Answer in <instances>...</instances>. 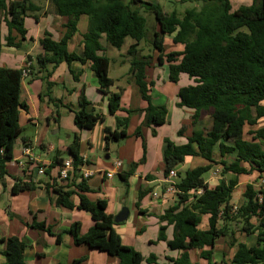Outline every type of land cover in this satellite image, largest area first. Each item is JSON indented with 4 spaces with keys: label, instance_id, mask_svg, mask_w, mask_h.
Returning <instances> with one entry per match:
<instances>
[{
    "label": "trees",
    "instance_id": "1",
    "mask_svg": "<svg viewBox=\"0 0 264 264\" xmlns=\"http://www.w3.org/2000/svg\"><path fill=\"white\" fill-rule=\"evenodd\" d=\"M56 14L67 18L63 25L60 40H55L51 32L45 31L40 39L42 53L36 57L39 73L33 74L42 79L46 88L54 83L50 81L58 66L66 62L74 79L79 80L81 71H75L71 65L75 61L90 63L96 75L102 93H109L113 79L109 75L110 58L101 54L104 50L101 38L105 35L107 42L120 49L127 37L134 40L129 46L128 54L132 57L131 72L138 85L142 98L148 103L144 109H128L125 117L116 116V128H106V147L128 137V126L132 114L144 113L142 124L134 135L143 139L146 153L147 145L142 128L152 129L157 135V127L167 122L166 106L155 105L146 81V69L152 62L150 56H140L138 46L149 33L148 20L143 13L155 17L158 30L153 32L152 45L168 62L169 78L177 82L181 73L188 74L195 84L182 87L178 93V105L194 110L193 123H196L202 110H213L212 127L207 130H194L187 137L186 143H176L166 139L164 149L165 175L185 162L187 156H198L209 163L199 165L187 171L176 170L178 180L176 187L177 201L160 216L161 225L159 241H166L172 250L181 254L174 259L175 264H198L191 260L189 250L198 249L201 257L213 258L212 250L217 241L227 238L230 247L236 248L232 258L233 264H264V189L247 184L243 191V202L236 210L231 203L233 192L238 184L236 179L224 178L228 173L236 176L257 172L264 177V126L256 127L264 118V0H253L249 5L242 4L234 8L232 0H181L194 2L196 6L187 8L183 14L177 11L165 12L158 2L149 0H49ZM40 6L33 0H0V59L3 46L19 48L28 29L25 18L28 16L39 20ZM82 15L89 16L88 30L83 34V53L69 50V43L78 32V22ZM8 27L4 36L1 24ZM17 36H13V31ZM174 35V43L185 45L183 53L164 54L166 35ZM181 60L175 63L178 56ZM32 57L28 56L26 65L28 75L33 70ZM24 68H6L0 64V178L9 175L8 164L14 160V146L22 135L20 113L28 111L29 105L21 99ZM91 105L84 91L80 93L77 110H74V123L78 129L91 130L104 119L101 113L88 111ZM121 109V95L111 93L109 111L115 114ZM250 129L245 134L244 128ZM184 133L179 130V135ZM247 135V136H246ZM27 145V144H26ZM218 149L220 160H216ZM69 154L74 165L82 164L80 137L76 136L70 146ZM231 157V160L228 158ZM145 155L137 163H132L130 173L137 164L145 162ZM63 162V161H62ZM61 162V163H62ZM213 164L222 166V181L210 187L205 174ZM129 173V174H130ZM76 175V174H75ZM74 177V176H73ZM122 179H127L120 174ZM13 194L32 191L36 183L23 182L15 177ZM78 188L88 191L84 180ZM202 190L201 194H191L192 190ZM58 194L57 204L66 208H79L90 213L94 225L81 234L80 223H74L66 232L74 238L77 245L85 244L109 255L118 257L119 264H141L143 255L132 246L122 243L114 226L115 217L107 212V201L102 199L90 201L81 193L76 205L71 197L74 191L54 187ZM204 215H209V228L201 229ZM34 221L30 225L38 230L54 235L51 226ZM173 228V237L168 238L167 229ZM246 236L256 235L254 245L240 241L236 232ZM60 243V234H57ZM0 244L5 247L0 253L5 257L2 264H26L25 253L29 243L18 236L1 237ZM155 255L147 258L154 262ZM77 259L71 264H79Z\"/></svg>",
    "mask_w": 264,
    "mask_h": 264
},
{
    "label": "crops",
    "instance_id": "2",
    "mask_svg": "<svg viewBox=\"0 0 264 264\" xmlns=\"http://www.w3.org/2000/svg\"><path fill=\"white\" fill-rule=\"evenodd\" d=\"M33 1L41 9L38 12L39 20L32 16L26 17L25 25L28 33L22 40L21 46L19 48L3 46L1 51L0 64L3 67L24 68L27 57L31 56L32 62L30 64L33 65V70L22 83L21 99L29 105L28 111L22 110L20 113L22 135L15 142L14 160L8 164L9 175L4 179L0 178V238L18 236L27 240L29 247L25 253L26 264H71L73 261L82 258L83 260L79 264H119V258L109 255L106 251L85 244L77 245L74 243V238L66 231L77 222L80 223L81 234H86L94 225V221L90 213L85 210L76 207L70 209L57 204L58 194L54 191V187H62L65 190L74 191L71 199L76 205L80 201L79 195L81 193L85 194L92 202L106 200L107 212L114 217L124 207H127L130 210L128 219L123 222L116 221L117 224L114 226L122 243L134 247L143 255L144 260L141 264H175L174 259L180 256L181 251L172 250L166 241L158 240L160 227L164 225V222L160 221V216L177 201L176 194L167 192L170 183L166 181L168 174L165 175L164 149L166 139L183 144L187 142V137L194 130H209L212 127L213 110H202L197 122L193 123L194 110L178 105L180 89L195 84V81L185 73L178 76L177 82L169 78V70H166L168 68L167 59L163 55V60H159V52L152 45V33L149 46L146 47L144 41H141L138 50L140 56L152 57V62L146 69V81L150 83L149 92L152 102L155 105L167 107V122L157 127V135H154L149 127L144 126L142 128L147 145L146 153L143 148V139L134 135L144 120V113L132 114L128 126L129 136L116 141V143L111 142L106 147V128H116V116L125 117L128 115V109H144L148 105L134 81V73L131 72L132 57L130 54L119 53L121 59L116 60L120 61L122 66H126V68L120 70L122 73L118 72L117 77L110 76L113 79V84L109 88V93L100 91V84L90 67L91 64L89 62L81 64L79 61H75L71 65L75 71H81L79 80L74 79L69 65L63 62L50 78L54 84L50 88H46L42 79L39 78L40 76L31 79L33 74L42 75L36 67V57L43 52L40 39L44 32L48 31L53 34L55 40H60L63 25L67 22V18L56 14L49 0ZM149 1L158 2L164 9L163 0ZM240 1L237 0L236 2L239 3ZM181 13L179 12V14ZM88 26L89 16L82 15L78 22V32L69 43L70 51L78 54L83 53V34L88 30ZM1 30L4 36L8 34V27L5 23L1 24ZM155 30H158L157 24L153 32ZM17 35L14 30L13 36L16 37ZM174 35L165 36L168 39L165 41L164 38V42H166L164 54L170 52L183 53L185 45L174 43ZM105 41L107 39L104 35L101 38L104 49L101 54L107 55L108 44ZM181 58L182 55H179L175 63H178ZM82 90L91 103L88 111L101 113L104 116V119L99 121L91 130H80L74 123L73 111L78 108ZM111 93L121 95V109L115 114H111L109 111ZM262 105H264V101H262ZM260 120L264 121V118ZM62 129L71 133H68L67 137V133H64L65 136H61L59 134ZM180 129L184 130L181 136L179 135ZM76 136L80 137L82 164L74 170L69 178L60 179L58 177L60 163L66 159H73L69 154V146ZM26 144L30 145L35 152L36 160L33 162L28 157L23 156V148ZM43 152L47 154H41ZM113 153L116 154L115 158H112ZM144 155L146 157L145 162L137 164L134 171L130 173L132 163H138ZM215 155L216 160L219 161L218 149H216ZM195 159H200L197 160V164H195ZM231 159V157L228 158V160ZM118 160L122 161L120 168L115 166V162ZM208 163L201 157L187 156L185 162L174 169L184 173L188 169ZM43 165L47 166L46 171L44 174H39L38 169ZM217 165L219 164H213L205 174L210 187H215L223 179V176L218 179L210 176ZM84 170L92 171L87 179H82V171ZM107 171H113V176L108 177ZM120 174H124L127 179H122ZM117 176L119 182L115 180ZM244 176L261 180L257 172L239 176L230 172L224 177L226 181L232 178L238 181L231 200L235 206L243 202L242 200L240 204L237 203L235 193L236 189L243 187L241 180ZM15 177L23 182L32 181L36 183L37 187L32 191L13 194L12 188L16 182ZM82 180L87 185L88 191L82 192L78 188V184ZM177 180L178 175L173 178L175 183ZM252 182L249 183L259 188L254 184V181ZM246 185L243 190L239 191L240 195L243 194ZM155 192L158 194L157 197L153 196ZM34 216L37 217V222H44L51 226L54 235L31 227ZM208 219L209 215L203 216L201 229L209 228ZM57 234H60V243L57 242ZM167 235L169 239L173 237L172 226L168 227ZM236 236L248 245H254L256 242V235L249 237L245 235L244 237V234L238 231ZM4 247V244H0V249ZM204 250L213 251L212 260L209 262V260L201 257L200 250L191 249L189 253L192 262L198 264H233L232 258L236 248L228 245L226 237L220 238L214 248L206 246ZM151 255L157 257L154 262L147 260ZM4 261L5 257L0 253V264Z\"/></svg>",
    "mask_w": 264,
    "mask_h": 264
},
{
    "label": "rangeland",
    "instance_id": "3",
    "mask_svg": "<svg viewBox=\"0 0 264 264\" xmlns=\"http://www.w3.org/2000/svg\"><path fill=\"white\" fill-rule=\"evenodd\" d=\"M125 1L128 2L129 0H125ZM236 1L237 0H232L234 8H236L237 6H240L242 4L249 5V3L251 4L253 2L252 0H241L239 3H237ZM162 4L164 6L165 11L169 12V11L175 10L178 13L179 12L180 13L184 12V10L187 9V8H191V7L196 6V3H194V2H190V1H188V2H182V1L176 2L175 0H163ZM143 14L147 17V20H148L149 33L147 34L148 35L147 38L145 40H143L144 41V45L146 47H148L149 46V40H150V38L152 36V33H153V29L156 26V22H155V17H154L153 14H151V13H143ZM167 39L168 38L166 37L165 41ZM105 42L108 44L107 55L111 58L109 74H110V76L115 78V77L118 76V72L122 73V72H120V70H124V68H126V66L125 67L122 66L121 62L116 60V59H121L119 53L128 54L127 51L129 49V46H130L131 42H133V39L131 37H127L125 39L124 45L120 49L110 45L107 41H105ZM150 47H151V44H150ZM165 68H166V66H165ZM167 69L168 68H166V70ZM72 117H73V114H72ZM261 126H264V121L263 120H260V123L256 127H261ZM248 130H249V126H246L245 127V133H247ZM64 133H67L66 134V137H67L68 133H71V132L62 129L61 133L59 135L65 136ZM51 136H53V135H51ZM113 143H116V142H113ZM41 154L46 155L47 153L43 152ZM53 155H54V153H53ZM115 157H116V154L113 153L112 154V158H115ZM195 160H196L195 164H197L198 163L197 160H200V159H195ZM43 166H45V165H43ZM221 171H222V166L221 165H217V167L214 168V170L212 171L210 176L218 179V178H220L222 176V172ZM208 177H209V175H208ZM115 180L119 182V177L117 176ZM241 181H242V184H243L242 186L243 187L247 183L252 182V181H254V184H256L257 187H259L260 182H261L258 178H250L249 176H244ZM243 187H240V188L236 189L235 197H236V200H238V202H237L238 204H240V202L243 200V198H242L243 194L240 195V192H239V191L243 190ZM244 237H245V235H244ZM242 238H243V236H242Z\"/></svg>",
    "mask_w": 264,
    "mask_h": 264
},
{
    "label": "built area",
    "instance_id": "4",
    "mask_svg": "<svg viewBox=\"0 0 264 264\" xmlns=\"http://www.w3.org/2000/svg\"><path fill=\"white\" fill-rule=\"evenodd\" d=\"M25 67H26V69L23 70V77L24 78L29 73V71L27 69L28 66L26 65ZM23 156L28 157L31 162L36 160L35 152L30 145H26L23 148ZM115 166L118 168L122 167V161L121 160L116 161ZM46 168H47L46 166H40L38 169L39 174H44L46 171ZM75 169H76V167L74 165L73 159H66L62 163H60V167H59V171H58V177L60 179H67L71 176V174L74 172ZM91 174H92V171H90V170L82 171V176H83L82 179H87ZM106 174L108 177H112L114 173H113V171H107ZM176 175H177L176 169H172L169 172L168 177L166 179V181L168 183H170V185H168V187H167V192H171V193L176 194L179 191L178 188L176 187V183L173 181V178L176 177ZM260 181L261 182H260L259 188L264 189V177L261 178ZM201 193H202V190H200V189L197 191H195V190L191 191V194H201ZM153 196L157 197L158 194L155 192V193H153ZM236 209H237V206L234 205L233 210H236Z\"/></svg>",
    "mask_w": 264,
    "mask_h": 264
},
{
    "label": "water",
    "instance_id": "5",
    "mask_svg": "<svg viewBox=\"0 0 264 264\" xmlns=\"http://www.w3.org/2000/svg\"><path fill=\"white\" fill-rule=\"evenodd\" d=\"M130 210L127 207H124L120 213L115 217L117 222H123L128 219Z\"/></svg>",
    "mask_w": 264,
    "mask_h": 264
}]
</instances>
